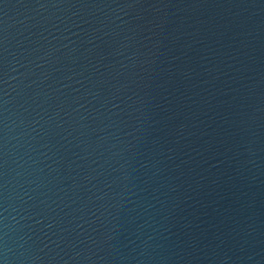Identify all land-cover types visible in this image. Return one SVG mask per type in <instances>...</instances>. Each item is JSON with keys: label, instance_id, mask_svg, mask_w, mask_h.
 <instances>
[{"label": "water", "instance_id": "1", "mask_svg": "<svg viewBox=\"0 0 264 264\" xmlns=\"http://www.w3.org/2000/svg\"><path fill=\"white\" fill-rule=\"evenodd\" d=\"M0 264H264V0H0Z\"/></svg>", "mask_w": 264, "mask_h": 264}]
</instances>
